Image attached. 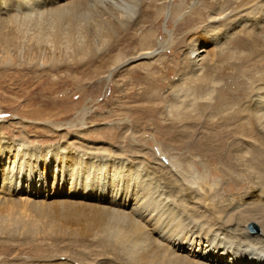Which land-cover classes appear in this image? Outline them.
<instances>
[{
  "label": "rangeland",
  "instance_id": "374dc122",
  "mask_svg": "<svg viewBox=\"0 0 264 264\" xmlns=\"http://www.w3.org/2000/svg\"><path fill=\"white\" fill-rule=\"evenodd\" d=\"M178 3V0L163 3L156 20V37L151 44L161 41L164 33L170 32L172 46L153 59H139L108 75L107 66L116 56L124 55L125 60L143 52L138 47V36L146 27L150 29L148 23L126 39L113 36L103 44L95 45L96 51L93 49L91 54L77 55L69 60L58 57L56 62H49L45 57L41 60L45 66L41 69L0 53V147L5 151L0 165V185L23 187L30 192L26 196L6 194L0 186V264H119L116 258L127 262L125 248L121 250L112 244L111 237L87 234L90 229L101 231L105 223L101 217L111 212L107 208L108 198L70 200L64 195L49 197L54 193L67 194L71 189L82 190L86 186V176L91 180L100 179L95 181L96 187L114 188L136 181L147 185L155 200L164 199L174 204L177 213L183 208L182 218L193 216L197 220V210H201L212 215L221 229L231 230L236 223L237 228L250 235L261 234L259 220L264 215V195L261 196L259 189L253 187L250 190L251 187L246 188V185L256 184L250 173L256 172V159L253 155L250 157V150L256 148V157L262 167L264 150L246 137L249 136L244 132L246 129L234 128L230 121L221 120L218 111L208 109L210 106L205 103L215 102L218 92L213 93L212 99V88L204 86L200 92L194 90V84H189L194 75L189 73L190 65L186 61L193 42L200 38L211 42L206 50L212 55L213 50L241 53L242 50L231 46L235 38L240 42L243 40L241 26L234 29L223 17L208 26L203 17L209 14L210 8H200L199 4L195 9H189L192 0H185L184 8L178 12L183 18L178 20L173 14ZM206 26L209 34L205 33ZM135 35L137 38L133 37ZM96 70L101 73L96 75ZM202 71L215 76L210 67ZM213 81L220 87L226 79L216 76ZM239 82V89H249L243 78ZM250 98L251 95L232 103L235 108H243ZM173 107L201 123L193 127L185 122L182 124L184 129L180 126L182 129L176 127L173 131L170 121L161 115L166 108ZM186 132H192L190 137L184 135ZM218 139L222 141L219 143ZM17 145L19 151L15 149ZM47 150L50 163L46 171L37 163ZM74 158L92 164L93 169L75 170L70 163ZM59 162L64 164L63 169ZM94 165H101L100 170ZM162 168L161 173L158 169ZM166 173L181 180L169 179ZM78 176L83 180L75 182ZM3 177H8L11 182L2 183ZM52 177L58 180L53 183ZM198 184L201 185L199 188ZM107 192L105 196L110 197ZM123 196L130 194L122 190L117 200ZM113 219L111 217L110 221ZM28 223L33 227L30 228ZM118 225L129 230L123 222ZM138 226L143 229L141 234L154 237L142 225ZM215 234L219 235L218 232ZM183 246L187 253L195 252L189 246Z\"/></svg>",
  "mask_w": 264,
  "mask_h": 264
},
{
  "label": "bare ground",
  "instance_id": "6f19581e",
  "mask_svg": "<svg viewBox=\"0 0 264 264\" xmlns=\"http://www.w3.org/2000/svg\"><path fill=\"white\" fill-rule=\"evenodd\" d=\"M164 2L165 0H0V42L2 48L0 53L2 52L1 54L6 58H17L21 63L29 65L32 68L41 69L45 66L41 62L45 57L48 58L49 62H56L58 57H62V60H69V58L77 55L92 53L93 49L96 51L95 47L99 43L103 44L113 36H117V38L122 36L123 39H126L129 34L132 35L133 32L143 28L144 24L148 23L150 29L146 27V30L144 29L143 33H140L138 36V47L143 52L133 54V56L125 60H123L124 55L116 56L113 58L112 63L107 66L108 71H110L106 73L108 75L114 70L126 67L139 59H153L158 53L166 51L172 46L173 35L170 32H165L161 41L158 40L156 43H153V46L151 45L152 40L156 37V20L163 9ZM178 2V6L173 10V14H176V19L181 20L183 15H180L181 13L178 14V12L184 8L185 0H178ZM202 2L204 4H201ZM207 2L192 0L188 8L195 9L199 4L200 8H210L209 14L203 17L207 20L208 26L218 23L217 20L219 18L222 19V17L228 21L227 23L233 24L232 27L234 29L241 26L243 40L240 42L235 38L231 42V46L232 49L237 48V50H242V52L236 54L229 52L226 54L222 50H213L212 55L206 50L212 45L211 42L209 44L203 38L194 41L186 59L190 65L188 71L191 75H194L189 84L191 86L194 84L193 89L199 90V92L204 86L205 88H212L213 92L211 96L213 93L218 92L215 102L205 103V105L210 106L208 109H213L215 112L218 111L221 120L230 121L229 124H233L234 128H238V130H240V127L241 130L246 129L244 132L249 135L246 137H250L249 139L253 140L258 148L264 150V0H207ZM153 14L155 15L154 18H152ZM207 31H209L208 27L207 30L205 29V33L209 34ZM133 37H136V35ZM216 65L219 67H216ZM220 65L223 67L220 68ZM185 67L182 69H185ZM209 67L212 71L218 69L213 72L214 77L218 76V78L226 79L222 86H215L213 74L211 76L210 73L200 72L202 69ZM94 72L96 75L101 73L98 70ZM106 74L104 75L106 76ZM242 78L247 82L249 87L248 90L246 89L247 91L245 88H238L239 81ZM234 87L235 89L233 90ZM146 95H143L144 98H146ZM249 95L254 99L250 98L245 107H234L233 100L248 98ZM214 97L213 95L212 99ZM145 109L147 110V108ZM141 111L144 112V110ZM162 114L170 121L169 125L173 131L185 122L186 125L191 124L190 126L201 123L199 119L196 120L191 115L184 114L177 107H173L170 110L166 108L161 112ZM177 115L181 118L184 116L185 118L180 120ZM171 116H174L175 119L171 120ZM59 129L60 127L57 131ZM191 133L186 132L184 135L190 137ZM226 133L222 132L221 134L225 135ZM221 134L219 133V137ZM221 139H218L219 143ZM236 139L238 138L236 137ZM222 145L220 146L222 147ZM15 149L19 151L20 146L17 145ZM238 150L236 149V151ZM4 153V149L0 147V165H2L1 161L4 158ZM42 155V157L38 158L39 162L37 164L43 165L47 171L50 163L47 161V158L50 156V153L47 150ZM249 155L250 157L253 155L254 159H256L254 161L256 172L249 170L251 174L253 173L252 175L255 177L256 184L254 183L255 185L252 186L247 184L246 188L251 187L250 190L253 187L257 188L260 190L261 196H263L264 167H262L260 159L256 157V148L253 147ZM62 160L64 161L65 157ZM70 163L75 170L82 168L93 169L92 164L87 165L85 160L80 158L70 159ZM60 164L63 169L64 164ZM99 166L101 165H97V167L94 165V167L100 170ZM158 171L162 173L164 168L162 170L158 169ZM166 177L169 179L173 178V180L174 178L176 180L180 179L170 173H166ZM3 179L2 183L4 184L9 180L8 177H3ZM92 179L88 176L84 178L86 186L82 190L71 189L67 194L54 193L49 195V197L64 195V197L70 198V200H93L95 197L97 199L102 197L108 198L107 204L109 206L107 208L111 212H107V214L105 213L101 217L105 222L101 227V231L98 233L96 229H90L86 233L91 236L97 234L106 235L112 238L113 242L111 243H114L119 249L125 248V255H128L127 262L116 258L119 264H264V215L259 220L261 234L254 236L248 234L247 231L237 228L235 222L231 230L221 229L222 226L212 218V215H207L203 211L201 212V210H197V220L193 216L188 219L182 218L183 208L181 212L177 213V208L174 204H169L164 199L155 200L152 190L148 189L147 185H142L139 182L131 181V185H123L126 186L124 189L122 185H120L121 187L117 185L114 188H110L107 185L96 187L94 185L95 181L100 179ZM52 180L55 183L58 179L54 177ZM79 180H83L82 177L78 176L75 182H79ZM237 182L239 181L237 180ZM249 182L251 183V181ZM179 186L183 188V185ZM197 186L199 188L201 185L198 184ZM1 188L4 192H7L6 194H21L26 196V194L30 193L23 187H21L22 189H18L11 185H2ZM27 189H31V187H27ZM106 190L108 191L107 193L111 194L109 195L110 197L105 196ZM122 190L130 194V196H123L121 200H117L120 194H122ZM178 206L181 207L182 205ZM233 211L235 210L233 209ZM111 217H114L113 222L110 221ZM234 219L236 218L234 217ZM120 222L126 224L129 230L121 228L122 226L118 225ZM139 224L146 230H149L150 234H153L154 237L141 234L140 230L143 231V229L138 226ZM28 225L30 228L33 227L32 223H28ZM215 232H218L219 235L215 234ZM196 240L197 243L195 242ZM149 245H152V247ZM183 245L189 246L190 250H194L195 252L187 253L188 250ZM117 251L119 250L117 249Z\"/></svg>",
  "mask_w": 264,
  "mask_h": 264
}]
</instances>
